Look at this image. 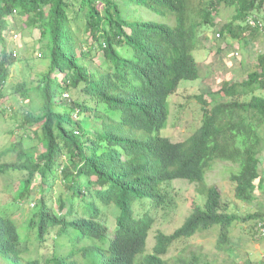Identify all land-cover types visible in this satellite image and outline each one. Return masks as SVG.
I'll use <instances>...</instances> for the list:
<instances>
[{
    "label": "trees",
    "instance_id": "16d2710c",
    "mask_svg": "<svg viewBox=\"0 0 264 264\" xmlns=\"http://www.w3.org/2000/svg\"><path fill=\"white\" fill-rule=\"evenodd\" d=\"M222 4L236 11L223 26ZM263 7L264 0H0V104L17 61L12 31L38 29L48 65L32 87H14L15 100L29 109L17 124L24 136L0 149V179L24 178L0 203V264H213L186 253L189 240L216 228L225 247L236 222L207 175L233 163L231 180L245 203L264 187V95L257 94L264 90V54L247 80L190 97L204 114L188 139L165 132L168 108L183 81L202 78L195 56L202 35L220 26L219 37L261 40L248 19L264 25L254 15ZM178 180L196 185L205 202L194 201L173 234L156 231L150 249L173 204L168 188ZM32 195L38 211L21 226L15 213ZM86 239L94 242L72 247ZM45 249L51 258H40Z\"/></svg>",
    "mask_w": 264,
    "mask_h": 264
},
{
    "label": "rangeland",
    "instance_id": "374dc122",
    "mask_svg": "<svg viewBox=\"0 0 264 264\" xmlns=\"http://www.w3.org/2000/svg\"><path fill=\"white\" fill-rule=\"evenodd\" d=\"M235 15L234 8L222 4L217 22L221 26L230 24ZM254 15L264 22V7L256 10ZM219 28L220 26L207 30L201 37L202 48L195 52L201 67L202 78L197 81H183L179 93L170 101L169 119L165 132L168 131L176 141L188 139L203 124L202 104L190 97L199 95L205 90L217 92L230 81L247 80L249 74L257 69L258 57L264 52V45L260 39L256 42L252 40V42H244L229 36L219 37ZM40 38L41 32L31 28H26L21 32L14 30L9 35L11 50L17 55V61L10 69L9 80L3 90L5 101L0 104V149H4L11 142H18L24 136V131L19 130L17 124L23 109H29V104L26 105L19 98L15 100V97L19 96L14 93V87L20 83H27L29 87H32L39 75L46 71L48 65L42 57ZM257 94L264 95V90L258 91ZM249 99L250 96L242 97L241 101ZM63 100L66 105L73 106V99L70 95L65 94ZM74 118L80 119V116L75 113ZM260 133L264 139V128L260 129ZM261 159V171L264 177V145ZM237 169L238 167L233 163H219L207 175V184L216 186L221 191L224 209L236 217V222L228 230L227 235L230 239L228 244L219 248L222 231L216 228L201 232L189 240L186 253L195 252L202 259L213 264H264V229L260 227L261 224L264 226V187L258 190V198L255 202L240 201L236 196L237 185L231 180V175L237 172ZM22 177L24 178L22 175L13 173L0 179V203H7L13 198L21 187ZM38 182L39 180L36 183ZM178 182L181 183L173 184L172 189L168 188L173 196V204L167 210L168 215L165 222L159 221L155 226L149 240L150 249L153 247L156 231L161 230L167 235L173 234L191 214L193 202L196 201L198 204L205 202V198L200 197L196 185L183 182V180H178ZM173 188L179 194H176ZM57 189H63L61 183H58ZM34 198L35 195H32L30 203H20L21 209L18 208L20 210L15 213V219L21 226H26L34 215V209H36ZM67 201L70 202L71 199ZM252 216L257 217L243 221ZM110 220L112 221L113 218ZM93 242L86 239L82 243L75 241L71 245L77 249ZM45 257L51 258L52 251L45 249L40 258Z\"/></svg>",
    "mask_w": 264,
    "mask_h": 264
},
{
    "label": "built area",
    "instance_id": "2783aa9c",
    "mask_svg": "<svg viewBox=\"0 0 264 264\" xmlns=\"http://www.w3.org/2000/svg\"><path fill=\"white\" fill-rule=\"evenodd\" d=\"M248 23H249V25L251 27L257 28V29L260 30V32H261V40H262V43L264 45V25L260 21H258L255 17L249 18L248 19ZM263 54H264V52H263Z\"/></svg>",
    "mask_w": 264,
    "mask_h": 264
}]
</instances>
